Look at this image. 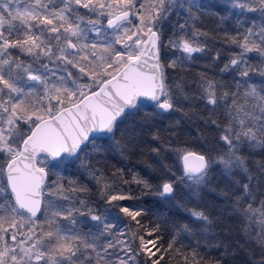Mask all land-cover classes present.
Here are the masks:
<instances>
[{
    "label": "snow or ice",
    "instance_id": "6c2138e0",
    "mask_svg": "<svg viewBox=\"0 0 264 264\" xmlns=\"http://www.w3.org/2000/svg\"><path fill=\"white\" fill-rule=\"evenodd\" d=\"M224 7L259 14V22L252 19L248 26L237 19L234 34L223 30L224 43L238 51L231 52L220 72L239 77L235 88L224 91L220 81L201 73L199 92L187 93L182 81L166 83L165 67L183 66L196 59L194 53H206L209 32L197 23L207 14L223 25L229 17L221 12L206 10L196 0H0V264H139L142 255L148 257L145 264H161L165 252L180 251L177 238L180 232L191 233L188 224L179 225L164 247L161 225L146 226L140 219L145 209L114 203L136 199L121 183L152 187L135 174L131 181L124 180L123 169L113 172L109 180L100 169L88 165L92 178L102 184L100 196L109 206L106 211L116 208L132 223L119 217L110 221L87 201L66 195L86 191L73 180L67 189L53 182L57 193L72 201L69 206L56 208L43 222L37 216L49 164L58 167L66 158L79 159L89 145L101 153L104 148L96 141L113 140L118 130L123 139V134L134 130L120 129L121 123L145 101L157 114L181 111L183 101H204L209 115L201 119L220 130L219 140L226 148L216 157L180 150L183 174L175 177L172 173L175 178L160 184L156 194L171 197L183 184L198 195L211 180L214 164L221 165L226 175L234 169L243 171L249 182L241 186L242 195L236 197L234 208L248 219L258 215L261 232L256 240L264 249V200L258 209L252 203L240 204L245 199L255 201L256 196L247 158L239 154L245 142L250 148L264 149V81L259 89L249 83L253 73L264 77V0H226ZM180 10L185 13L183 23L175 26L165 43L163 22ZM165 49L181 56L169 58L165 65ZM12 50L31 60L20 59ZM249 54H255L260 63H251ZM220 57L217 51L214 60ZM42 58L53 68L41 63ZM241 86L246 89L242 95L255 101L250 111L237 103ZM221 101L228 116L223 126L213 118ZM248 120L253 123L249 125ZM108 147L120 149L121 143L116 140ZM258 169L264 172V163ZM191 215L204 222L205 230L212 223L204 211ZM84 216L96 222L97 232H82L78 217ZM61 221L66 223L61 226ZM117 232L123 238H117ZM184 264H189L187 255ZM191 264H201L195 249ZM256 264H264V259Z\"/></svg>",
    "mask_w": 264,
    "mask_h": 264
},
{
    "label": "trees",
    "instance_id": "16d2710c",
    "mask_svg": "<svg viewBox=\"0 0 264 264\" xmlns=\"http://www.w3.org/2000/svg\"><path fill=\"white\" fill-rule=\"evenodd\" d=\"M196 2L203 5L206 10L227 15L229 19L223 25L218 26L217 17L207 14L201 16L197 27L209 32V46L206 53H194L196 59L193 62H183V66L165 67L166 83L172 85L177 81H182L185 92L198 93L197 82L200 74L203 73L208 78L220 81L225 86L224 91L234 90L235 79L239 77L234 78L233 74L221 73L220 68L227 62L231 52L238 51V49L224 43L223 30L226 29L234 34L237 19L248 26L252 19L259 22V14L241 13L238 9H225L226 0H196ZM184 17L185 13L180 10L179 14H172L168 20L163 22L161 39L165 43L173 35L175 26L183 23ZM15 23H19V21ZM12 51L22 60H31L30 57L18 50ZM217 51L221 53V57L214 60ZM165 52L166 56L163 58L165 65L169 58L181 56L180 52L174 53L168 49H165ZM249 56L252 57L251 63H260L259 59L255 58V54H249ZM262 81H264V77H260L256 73L251 74V79H249V83H254L258 89L262 86ZM239 91L241 95L237 98V103L243 105L245 110L250 111L255 101L242 95L246 91L243 86ZM217 94L219 95V91ZM224 103L221 101V107L213 117L218 120L221 126L228 123V116L223 107ZM227 103H231V98ZM181 108L182 110L178 112L157 114V110L152 104L144 102L121 123L120 129L134 130L123 134V139L121 138L122 132L118 130L113 140L98 139L96 141L97 145L104 148L101 153H97L89 145L85 153H80L79 159L66 158L58 167H52L49 164L50 176L45 186L46 200L43 212L39 215L40 221L43 222L50 217L56 208L67 207L72 202L65 201L60 197L57 204H48L47 198L56 186L53 182L58 181L67 189L69 180H73L78 189L84 188L86 191H77L74 194L65 192L66 195L87 201L95 211L107 216L110 221L119 217L121 221L132 223L129 218L118 213L116 208L106 211L109 206L100 196L102 184H98L92 178L88 165L100 169L109 180L112 178L113 172L123 169L122 178L124 180L131 181L135 174L148 181L152 187L149 190L144 189L142 184L121 183L124 191L130 190L136 199L114 203L145 209V215L140 219L146 226L155 223L161 225L160 235L163 237L164 247H167V243L172 234L178 230L179 225L188 224L192 229L191 233L180 232L176 244L180 251L165 252L161 264H184L185 255L188 256L189 264H191L194 249L199 253L201 264H256L264 259L262 256L264 249L257 243L256 233L248 225L247 218L234 208L236 197L242 195L241 186L249 182L248 174L235 171L231 175H226L223 173L222 167L215 166L210 170L211 180L198 190V195H194L193 190L183 184L176 187L175 193L171 197L163 198L156 194L158 186L164 181L183 174L178 154L180 150H193L216 157L226 149L223 142L219 140L220 130L215 126L206 125L204 119H201V117L209 115L204 101H183ZM255 115L259 117L260 112L257 110ZM247 123L251 125L253 121L249 120ZM153 135H157L159 138L153 139ZM116 140L120 141L121 148L109 149L108 144L110 142L114 144ZM153 148L158 149V152H153L151 150ZM239 154L247 158L246 164L248 172L253 177L252 186L256 196L255 202L245 199L241 200L240 204L247 207L248 203H252L256 208V204H259L260 200H264V172L258 169L259 163H264V149L250 148L245 142ZM172 173H175V177ZM105 182L107 181H102V183ZM76 206L79 207V204ZM258 206L257 208H259ZM192 211H204L209 215L212 223L206 230L204 222L191 215ZM78 220L83 233L99 230L98 227H94L96 222L86 216L78 217ZM64 223L66 222L61 221V226ZM120 227H123V224H120ZM133 227H135L134 224ZM116 235L117 238H123L119 237L118 232ZM136 243L138 244L139 241ZM88 251L90 253V250ZM147 259V255L139 256V264H145Z\"/></svg>",
    "mask_w": 264,
    "mask_h": 264
},
{
    "label": "rangeland",
    "instance_id": "374dc122",
    "mask_svg": "<svg viewBox=\"0 0 264 264\" xmlns=\"http://www.w3.org/2000/svg\"><path fill=\"white\" fill-rule=\"evenodd\" d=\"M21 6V7H20ZM19 7L22 9L23 7H24V5L23 4H20L19 5ZM82 12L84 11V10H81ZM87 18V17H86ZM90 35V37L91 36H93L94 34L93 33H90L89 34ZM22 59V58H21ZM41 63H49L48 61H47V58H42L41 59ZM49 67L50 68H53V65L51 64V63H49ZM55 70V69H54ZM249 121V120H248ZM225 151H226V149H225ZM215 166H220V167H222L221 165H219V164H214L212 167H215ZM49 171V170H48ZM235 171H238V172H242V173H244L243 171H241V170H239V169H234L233 170V172H235ZM232 172V173H233ZM50 176V175H49ZM47 184V183H46ZM46 193H45V188H44V190H43V208H44V203H45V200H46V195H45ZM60 197H61V199H62V196L61 195H59L58 193H57V186H55V189H53V191L51 192V194H49V196H48V198H47V202H48V204H57V201L58 200H60ZM66 201V200H65ZM255 202V201H254ZM259 204H256V208H257V206H258ZM258 207H260V205L258 206ZM258 209V208H257ZM42 212H43V209H42ZM247 223H248V225L249 226H251L252 227V229H253V231L256 233V235L258 234V233H260L261 232V226H260V224L258 223V215L257 216H253L251 219H248L247 218ZM25 230H26V228H25ZM22 238V237H21ZM55 239H53L52 240V243L53 244H55Z\"/></svg>",
    "mask_w": 264,
    "mask_h": 264
},
{
    "label": "water",
    "instance_id": "95a60500",
    "mask_svg": "<svg viewBox=\"0 0 264 264\" xmlns=\"http://www.w3.org/2000/svg\"><path fill=\"white\" fill-rule=\"evenodd\" d=\"M146 103H150V102H147V101H145ZM151 104V103H150ZM193 151V150H192ZM194 152H197V151H194ZM197 153H200V152H197ZM203 154V153H202ZM181 163H182V161H181ZM46 170H48V169H46ZM49 172V171H48ZM48 180H49V176H48V179L46 180V183L48 182ZM42 209H43V193H42V196H41V210H40V212H38L37 213V216H39L40 214H41V212H42Z\"/></svg>",
    "mask_w": 264,
    "mask_h": 264
}]
</instances>
